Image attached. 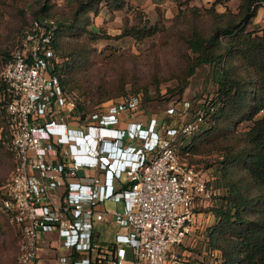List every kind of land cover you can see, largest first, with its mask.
<instances>
[{
	"label": "built area",
	"instance_id": "2783aa9c",
	"mask_svg": "<svg viewBox=\"0 0 264 264\" xmlns=\"http://www.w3.org/2000/svg\"><path fill=\"white\" fill-rule=\"evenodd\" d=\"M55 27V18H34L29 44L0 67L13 161L0 184V209L20 232L15 264H32L47 232L69 250L59 256L65 264H181L178 248L200 227L197 207L211 191L174 140L198 129L202 111L178 127L156 116L129 119L140 102L130 96L79 121L52 72ZM109 199L122 206L107 211ZM99 221L116 226L112 242L96 239Z\"/></svg>",
	"mask_w": 264,
	"mask_h": 264
},
{
	"label": "rangeland",
	"instance_id": "374dc122",
	"mask_svg": "<svg viewBox=\"0 0 264 264\" xmlns=\"http://www.w3.org/2000/svg\"><path fill=\"white\" fill-rule=\"evenodd\" d=\"M213 0H127L122 9L110 10L100 6L98 11L87 10L79 13L78 26L61 30L58 36L57 60L62 64L61 75L67 81L65 96L81 104L84 112L97 108L109 100H121L140 92L144 99L139 105L137 117L147 122L150 113H157L162 121L165 107L174 100H190L197 108L205 95H211L215 86L211 83L208 65L199 66L185 77L186 63L191 55L185 37L192 25L208 30L214 23V16L207 11ZM48 3L47 12L59 21L72 22L78 0H0V67L3 61L22 42L29 44L27 32L31 19L40 13L43 4ZM239 0H221L215 4V11H238ZM260 6L248 29L259 27ZM151 26L155 31L139 39L122 36L117 39H95L86 31L100 29L111 35L122 32L132 25ZM261 27V26H260ZM84 58L83 65L80 62ZM80 62V63H79ZM235 62H237L235 60ZM182 100V101H183ZM69 111L65 109L64 113ZM174 115L171 123L181 124L189 120L191 113L181 110ZM70 114L73 115L72 111ZM162 123H164L162 121ZM238 125V130L245 126ZM199 132V131H198ZM192 133L179 137L174 144L181 155L195 163L205 177H211L216 167L219 151L216 143L196 141V151H183ZM4 111L0 108V184L12 169V157L7 148ZM198 146V148H197ZM184 153V154H183ZM211 198L197 208L206 206ZM103 207L109 211L120 208L122 203L105 200ZM198 212V211H197ZM200 211L197 218L201 225L212 224L214 217ZM102 237L110 238L111 231L102 229ZM20 233L0 209V264H15L18 254ZM178 251L185 264H215L214 255H207L206 234L202 227L195 228L185 238Z\"/></svg>",
	"mask_w": 264,
	"mask_h": 264
},
{
	"label": "trees",
	"instance_id": "16d2710c",
	"mask_svg": "<svg viewBox=\"0 0 264 264\" xmlns=\"http://www.w3.org/2000/svg\"><path fill=\"white\" fill-rule=\"evenodd\" d=\"M220 1L213 0L207 10L215 18L212 26L204 31L192 25L185 37L191 52L185 77L192 75L197 67L208 65L215 89L211 95L203 97L197 108H193L189 100L190 105L183 109L184 98L174 100L165 107L167 112L163 114L162 121L178 127L180 124L171 123V119L181 114L179 111L191 113L190 119L185 121L188 122L195 120L201 110L202 119L198 129L192 132L191 140L182 146L183 151L195 152L196 141H211L220 147L214 172L211 177H205L206 186L211 191L210 201L206 206L197 208L214 217L212 224L200 226L206 234V254L213 256L211 252H216L215 264H264V27L247 28L258 8L264 6V0H239L236 13L231 10L215 11L214 6ZM125 5L127 0H78L74 19L66 23L48 13V3L45 2L40 13L31 19L28 32L32 20L38 16H49L56 20L50 41L54 49L52 72L59 78L64 93L68 80L61 75L62 64L57 60V39L61 30L74 24L78 26L79 13L87 10L97 12L100 6L118 10ZM86 31L95 39H117L126 35L142 39L155 30L144 24L132 25L115 35L93 28ZM80 62L83 65L84 58ZM3 88L4 82L0 79V108L4 111L6 131L10 138L4 107L7 96ZM133 94L139 97V105L148 99L140 92ZM114 101L117 100H109L89 112ZM82 109V105L77 103L72 110V113H79V121L89 113ZM156 115L150 113L149 117ZM241 122L246 124L238 130ZM186 135L180 133L175 140ZM178 153L180 156L186 155ZM201 261L200 264H204Z\"/></svg>",
	"mask_w": 264,
	"mask_h": 264
},
{
	"label": "crops",
	"instance_id": "0c3cea01",
	"mask_svg": "<svg viewBox=\"0 0 264 264\" xmlns=\"http://www.w3.org/2000/svg\"><path fill=\"white\" fill-rule=\"evenodd\" d=\"M261 8L262 9L259 12L260 13L259 19L253 23H257L261 27H264V6H262ZM129 119L143 120L144 122H146L144 118H140L137 116L133 118H129ZM93 171L94 170H87L85 172L92 173ZM95 228L97 232L96 239H98L99 241L103 243H110L113 241L114 233L116 229V226L114 224H106L104 223V221H99V222H95ZM102 229L112 230L110 232L111 237L110 238L102 237V231H103ZM40 245H41V248L38 252V255L33 260L32 264H65L64 262L59 261V256L67 254L69 250L66 248H63L60 245V242H59V239L56 233H53V232L43 233L40 237ZM129 257H131L130 254H129ZM130 259L131 258H129V261H128L129 263H130Z\"/></svg>",
	"mask_w": 264,
	"mask_h": 264
}]
</instances>
